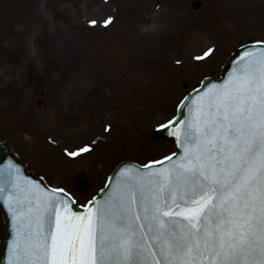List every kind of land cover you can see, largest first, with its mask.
<instances>
[{"label":"rangeland","instance_id":"1","mask_svg":"<svg viewBox=\"0 0 264 264\" xmlns=\"http://www.w3.org/2000/svg\"><path fill=\"white\" fill-rule=\"evenodd\" d=\"M164 34L159 57L153 47ZM257 41L264 0H0V136L29 170L84 205L121 161L172 154L154 138L157 126L204 78L219 76L234 51ZM140 48L156 57L130 55ZM209 48L210 57L194 59ZM92 74L103 81L89 82ZM85 145L93 151L65 155ZM79 175L92 182L88 190L76 186Z\"/></svg>","mask_w":264,"mask_h":264},{"label":"snow or ice","instance_id":"2","mask_svg":"<svg viewBox=\"0 0 264 264\" xmlns=\"http://www.w3.org/2000/svg\"><path fill=\"white\" fill-rule=\"evenodd\" d=\"M156 131L179 152L121 167L84 205L12 161L0 166L8 264H264V41L242 49L222 83L185 96Z\"/></svg>","mask_w":264,"mask_h":264},{"label":"water","instance_id":"3","mask_svg":"<svg viewBox=\"0 0 264 264\" xmlns=\"http://www.w3.org/2000/svg\"><path fill=\"white\" fill-rule=\"evenodd\" d=\"M194 5L196 7V3ZM251 45H253V44H249V45H246V46L240 48L231 58L228 59L226 65L223 68V74H222L221 78H219V79H211V78H209V79H206L203 82V84L206 83V84L211 85V84H220V83H222L223 80L227 78L228 73L231 72L232 64L234 63L235 59L238 58V55L241 52V50L246 48V47H249ZM194 92H192L190 94H194ZM186 111H187V109H185V113H186ZM157 136L162 138V139H165V140H170L172 142L173 146L175 147L176 152L177 153L179 152V150L175 146V140H174L173 137H169L165 133H160V132L157 133ZM9 161H12L14 164H16L21 169V171H22L24 176L28 177L31 180L37 181V182L42 183L43 185H45V183H44L42 178L35 177L34 174L31 173V172L27 173L26 172V168H27L26 164L23 163L19 159V157L12 151V149L10 147H8L5 144L4 141L0 140V166L6 165ZM125 165H136V164H133V163H123V164H121L115 170V172L112 174L111 177H114L115 175H117L118 169H120L121 167H124ZM136 166H138V165H136ZM108 183H109V180H108L107 184ZM86 184H87V181H86L85 178L79 179L78 185L80 187H84ZM100 195H101V192L97 196H100ZM0 211L3 214L4 221H5V226H6V229H5L6 235L3 238V240L1 241L2 247L0 249V264H8V244H9V242L12 239V224H11V218H10V216L8 214V211L4 207L2 202H0Z\"/></svg>","mask_w":264,"mask_h":264},{"label":"bare ground","instance_id":"4","mask_svg":"<svg viewBox=\"0 0 264 264\" xmlns=\"http://www.w3.org/2000/svg\"><path fill=\"white\" fill-rule=\"evenodd\" d=\"M171 28V27H170ZM169 29V26H167L163 31H165V30H168ZM162 31V32H163ZM157 32L156 31H154V32H152L151 31V35L154 37V35L156 34ZM150 35V36H151ZM151 36V37H152ZM165 37H167L166 36V34H164V36L162 37V41L164 40V38ZM166 44H165V40H164V42H162V44H160V45H158V46H154L153 47V50H155V52L158 54V56L159 57H162L163 56V54H164V51L166 50ZM150 50H152V49H150ZM150 50H147V49H142V48H140V50H137L135 53H133V54H130V55H133V56H139V58H144V57H148L149 59H151L152 57H156V55L155 54H153V52L151 53L150 52ZM124 55H125V53H124ZM126 56V55H125ZM125 56H124V58H125ZM138 63V61H134L133 62V64H132V66L134 67V65L135 64H137ZM158 63L159 62H153V63H151L153 66H154V68H156V66H158ZM139 64V63H138ZM145 64V62L144 63H142V65H144ZM95 75V76H94ZM101 78H103V76L102 75H99V74H92L87 80H89V82H91L92 80H96V82H99V81H103V80H101Z\"/></svg>","mask_w":264,"mask_h":264}]
</instances>
